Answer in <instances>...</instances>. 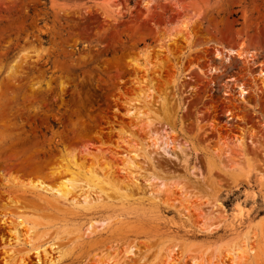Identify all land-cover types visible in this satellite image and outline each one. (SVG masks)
I'll list each match as a JSON object with an SVG mask.
<instances>
[{
  "label": "rangeland",
  "instance_id": "374dc122",
  "mask_svg": "<svg viewBox=\"0 0 264 264\" xmlns=\"http://www.w3.org/2000/svg\"><path fill=\"white\" fill-rule=\"evenodd\" d=\"M223 49L254 51L264 65V0H0V264L22 258L6 254L18 218L30 222L23 243H46L53 256L52 239L68 246L61 264H231L245 245L255 256L241 264H264V223L247 243V223L225 227L237 205L252 223L264 217V97L247 105L226 95L232 78L252 97V82L261 86L258 68L235 55L226 62V52L219 72H207L203 52ZM140 91L151 114L135 121L128 110L142 108ZM139 149L146 159L131 194L156 192L157 176L159 212L146 206L93 239L72 243L122 203L92 193L97 209L72 215L29 187L56 184L74 158L125 190L121 169ZM211 226L219 229L200 232Z\"/></svg>",
  "mask_w": 264,
  "mask_h": 264
},
{
  "label": "bare ground",
  "instance_id": "6f19581e",
  "mask_svg": "<svg viewBox=\"0 0 264 264\" xmlns=\"http://www.w3.org/2000/svg\"><path fill=\"white\" fill-rule=\"evenodd\" d=\"M183 39H188L191 36L190 30H188L186 27L184 28V31L180 32ZM192 38V37H191ZM224 52H226L225 57ZM235 55L238 58H245L246 62L249 65H252L253 67L258 68L257 76L260 80V86L255 82L253 83V93L255 94L254 97L250 95V91L248 89V82L246 83H238L236 78H232L231 81H233V84L231 86H227V88H230L229 94L231 95L232 91L236 92L238 98L233 99L234 101L238 102L239 104H249L251 102H255V104H259L258 102L262 101V98L258 96V92L262 94L264 97V65L257 64V53L254 51H240L238 49H223V51L215 50L214 53L210 51H204L203 56L207 61V66H205V69L207 68V72L209 73H216L219 72V68L215 66V60H221L222 58L225 59L226 62L230 61V56ZM147 61V60H146ZM148 61L146 62L147 65ZM149 64V63H148ZM150 65V64H149ZM145 72L144 76L148 77L149 75V69H143ZM151 95V94H150ZM144 98V100H142ZM149 98L148 94H144L142 91L139 93V98L137 100V104H140L142 108H138L135 106H130L128 110V114L131 117V119L139 120L140 118L144 117L148 120L149 115L151 114V97L149 98V101L146 100ZM232 100V99H231ZM232 100V102H233ZM261 100V101H260ZM234 103V102H233ZM262 104V103H261ZM163 105H165L163 103ZM233 108V107H232ZM231 110L230 106H225L222 108L223 113H229ZM143 112H147V114H144ZM231 113V112H230ZM136 118V119H135ZM133 121V120H132ZM171 143L175 144L176 141L173 139L171 140ZM240 149L241 152L246 153L247 148L244 145V142H240ZM140 149L136 150L135 153H131V157L127 158L125 160L124 166L121 169L120 178L121 184L124 186L125 190H120V188L115 186V183L113 181V177H111V173L104 176L101 174H98L93 169H89L88 171H83L82 169L78 168L75 159L72 158L71 166H68L66 169V177H62L59 182H57L54 185H47L41 181H38L37 183L33 184L31 187L32 194H34V197L38 198L41 201H52L56 204L62 203V206L66 210H70L72 215H77V213L81 212H92L95 211L98 207V203L96 201H93L90 199V194H96L98 198H101L102 196L105 197L109 201L117 200L118 202L122 203L123 210L118 213H114L113 215L106 217L104 219H101L98 222H90L89 225L83 230L82 233L79 229L78 235H75L76 239H74V242H77L81 238H92L100 235L101 233L108 232L113 227L121 223L123 221H127L130 217H132L133 213L137 212L138 210H144L146 206H148L151 210L154 212H159L160 207V201H159V194L162 193L161 188H164L165 184H163V180L159 179L157 176L150 175L151 181H160L161 186L156 192L148 193L146 196H135L134 194H131V192L134 190V187L136 184L134 183L133 179V171L141 172L142 169L140 166L137 165V160L139 158H145L146 159V153L143 151V154H140ZM142 153V152H141ZM149 161H151L149 159ZM151 163V162H150ZM83 165V164H82ZM151 167L153 171L156 172V167L151 164ZM88 168V167H87ZM131 177V178H130ZM109 189L111 192L116 194L117 199H112L109 196ZM132 190V191H131ZM76 191H85L88 193L87 196L83 198V201L79 203L75 198L71 199V195ZM52 197V198H50ZM124 209H126L124 211ZM69 214V212H68ZM72 217V216H71ZM30 223L29 219H21L18 218L16 224L10 223V227L12 230L11 233L15 235L14 244H9V251L6 253L7 256H14L15 253L19 254L22 258L20 259L19 264H27V261L29 260V257L31 255L35 258V264H61L65 258H66V249L67 245L65 244H58L59 238L56 237L52 239L49 242V247L51 248V251H54L52 254H49L46 252V248H42L46 243H43L39 246H32L29 243H23L22 240L19 239V231L22 229L26 224ZM244 223H247V229L248 231L244 233L243 239L246 240L245 243L248 242V235L250 231L255 229L257 226H260L264 223V217L257 219V222L252 223V220L250 219L249 212L241 208L240 206H236V208L231 212V216L229 218V221L227 225L225 226L230 227V229H238L242 227ZM38 225V224H37ZM9 227V226H8ZM34 225L31 227V229H34ZM218 227H208L207 229L200 230L202 234L205 235L212 234L215 229ZM219 229V228H218ZM35 230V229H34ZM33 233V232H32ZM31 234V233H30ZM44 236H39L37 240L42 239ZM71 243V244H72ZM129 248V247H128ZM131 250L133 247L130 248ZM126 251V250H125ZM238 252H232V261L231 264H241L245 262L246 260H249L250 258H254L255 256V250L252 247H248V245H245V248L242 250H238ZM132 251H129L131 253ZM16 254V255H17ZM169 262H175L172 255H168Z\"/></svg>",
  "mask_w": 264,
  "mask_h": 264
}]
</instances>
